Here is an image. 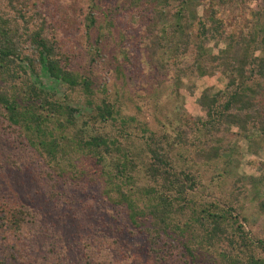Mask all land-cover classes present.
Wrapping results in <instances>:
<instances>
[{"label": "rangeland", "instance_id": "374dc122", "mask_svg": "<svg viewBox=\"0 0 264 264\" xmlns=\"http://www.w3.org/2000/svg\"><path fill=\"white\" fill-rule=\"evenodd\" d=\"M193 1L199 3L200 18L204 7L201 0ZM217 1L223 13V34H216L217 29L213 28L215 38L210 39L201 55L209 61L200 59L196 66L184 69L186 62H192L198 53L194 44L185 50L183 42L190 38L183 32L172 38L178 0H168V4L166 0H38L32 10L46 23L44 35L56 39L58 49L62 47L60 52L69 55L67 61L72 70L93 80V103L89 104L90 98L83 90H72L51 76L46 65L37 61L39 52L31 43L22 51L34 64L17 58V65L29 75L26 78L21 72L23 77L17 85L20 87L29 79V83L48 91L51 98L72 105L79 110L75 116L80 127L96 112V105L103 101L112 103L114 117L95 125V131H108L137 162L135 180L126 181V189L154 185L143 165L145 138L154 133L168 142L165 145L178 169L189 167L196 176L198 183L186 196L197 206L217 203L234 215L239 213L241 223L257 243L264 240V213L260 210L264 196L262 125L255 120L244 131L231 124L222 129L223 133L215 131L213 124L208 126L212 129H203L202 141H212L215 148L224 144L228 150L219 156L210 151L202 159L197 156L203 146L197 144L195 126L206 120L209 102L205 103L203 96L217 98L216 106L226 98L227 88L232 89L228 86L231 75L225 72L220 56L239 50V57L247 54L249 63L264 57V0ZM4 2L0 0V6ZM142 14L157 20L158 30L165 36L163 41L158 42L153 36L154 25L151 32L148 18L142 23ZM89 15L96 19L92 28L88 27ZM197 20L191 31L193 39L197 35L192 32L200 33ZM18 21L25 27L23 20ZM27 26L28 30L19 28L22 39L39 24L31 22ZM173 41L179 44L178 51L169 46ZM241 41H246L244 49L237 44ZM151 46L156 47L155 58ZM176 54L182 55L178 62ZM242 65L234 63L237 73ZM235 79L244 89L256 86L240 74ZM1 85L2 78L0 88ZM225 134L221 144L218 138ZM185 137L188 143H180ZM81 162L83 170L78 179L73 173L63 176L53 172L24 129L0 117V202L8 208L27 211L18 232L0 223V260L9 259L13 264L189 263L180 240L165 233L159 237L151 219L147 218L143 225L132 223L128 209L112 203L115 200L105 192L101 172L104 164L110 168L109 158L101 165L92 155L82 156ZM140 197L141 204L146 199ZM181 217L187 219H176ZM213 249L219 254L220 246ZM256 252L264 254L262 248ZM217 254L212 252L213 258L202 256L200 260L218 264Z\"/></svg>", "mask_w": 264, "mask_h": 264}, {"label": "trees", "instance_id": "16d2710c", "mask_svg": "<svg viewBox=\"0 0 264 264\" xmlns=\"http://www.w3.org/2000/svg\"><path fill=\"white\" fill-rule=\"evenodd\" d=\"M37 1L5 0L0 6V78L4 82L0 88V117L23 128L26 136L40 150L46 164L57 174L70 176L73 173L75 179H78V175L83 170L82 156L92 155L96 157L100 165L109 158L110 168L104 164L101 172L105 178L104 190L111 199L115 200L112 203L117 205L116 207L124 205L128 209V217L132 223L143 225L148 221L147 218L151 219L150 224L159 237L161 233H165L168 237L180 240L189 257L187 262L190 264H205L200 260L202 256L204 259L213 258L212 252L217 254V250L213 248L219 246L220 250L216 258L219 261L218 264H264V254L256 252L258 248L264 250V240L254 242L241 223L239 213L234 215L217 203L197 206L186 196L189 190L196 186L198 180L189 167L178 169L165 145L168 142H163L164 139L154 133H150L145 138L144 171L154 185H140L137 190L126 189L124 183L135 180L134 168H138L137 162L130 157L127 148L115 137L112 138L108 131H95L97 128L95 125L106 123L114 117L116 110L112 103L103 101L96 105V112L80 127L75 116L79 110L69 103L51 98L48 91L29 83V79L24 80L18 87L17 80L23 77L21 72H24L26 78H29V75L21 65H17L16 60L22 58L31 65L34 64V60L22 51L29 47V45L26 47V44L31 43L38 49L37 61L46 65L51 76L62 80L72 90H83L90 98L89 104L93 103V80L72 70L67 61L69 55L65 56L60 52L62 47L58 49L56 39L50 40L44 35L46 23L32 10V6ZM200 2L204 7V13L200 18L197 12L199 3L193 0H178L177 9L173 13L175 23L171 29L172 38L178 32H183L184 36L190 38L183 42V45H186L185 50L188 51L189 46L194 44L198 53L192 62H186L184 69L196 66L197 60L200 59L209 61L208 58L201 56L205 54L206 44L211 38H215L216 34H223L221 27L223 13L220 11L219 2L217 0H201ZM166 3H169L168 0ZM158 14L161 15L160 12ZM40 16L45 17L41 14ZM141 18L142 23L147 20L146 18L149 19L143 14ZM196 18L200 33L198 35L197 32H192L197 35L196 39H193L191 31L196 28L194 26ZM19 19L23 20L25 27L19 23ZM87 19L88 27L92 28L96 25V19L93 16L89 15ZM149 20L151 32L154 25L153 36L158 42L163 41L165 36L158 30L157 20L154 17ZM31 22L38 23L39 27L30 31L29 35L22 39L23 35L19 28L28 30L27 25ZM147 27H150L149 24ZM213 28L217 29L216 34H212ZM237 44L239 48L244 49L246 41ZM169 46L177 51L180 49L176 41L169 43ZM151 51L152 57L155 58L156 47L151 46ZM240 52L237 50L233 52V55L232 52L231 54L225 52L223 57L220 56L225 72H228V76L231 75L228 86H232V89L227 88L229 93L224 101L215 106L218 102L217 98L210 100L206 95L203 96V101L209 102L206 120L200 126H195L197 144L203 146L197 152L200 159L210 151L216 152L219 156L228 150L223 147L224 144L215 148L212 147V141L208 143L202 141L201 132L203 129L211 130L212 128L208 126L212 124L213 129L220 133H223L224 127L228 129L231 124H237L247 131L248 124L255 120L264 129V57L249 63L248 55L239 57L242 55ZM181 56L176 54L175 62H178ZM234 63L243 64L239 68V73L235 71ZM236 74L246 79L250 78L256 84L255 88L244 89L236 84ZM226 135L218 138L221 144L225 141ZM179 142L188 143V137L180 139ZM210 147L212 148L209 149ZM262 177L264 185V167ZM139 196L146 199L141 204L138 202ZM260 210L264 213V196L260 201ZM26 213L25 209L8 208L0 202V223L7 224L17 232L21 230ZM138 215H141L140 218ZM176 216H187V219L182 217L176 219ZM173 232L176 235H173ZM8 261L9 259H1L0 264H13Z\"/></svg>", "mask_w": 264, "mask_h": 264}]
</instances>
